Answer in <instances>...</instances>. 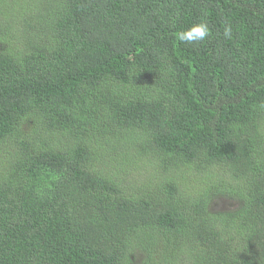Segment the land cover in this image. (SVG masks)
I'll return each instance as SVG.
<instances>
[{
	"label": "trees",
	"instance_id": "obj_1",
	"mask_svg": "<svg viewBox=\"0 0 264 264\" xmlns=\"http://www.w3.org/2000/svg\"><path fill=\"white\" fill-rule=\"evenodd\" d=\"M142 257L264 264V0H0V264Z\"/></svg>",
	"mask_w": 264,
	"mask_h": 264
},
{
	"label": "clouds",
	"instance_id": "obj_2",
	"mask_svg": "<svg viewBox=\"0 0 264 264\" xmlns=\"http://www.w3.org/2000/svg\"><path fill=\"white\" fill-rule=\"evenodd\" d=\"M209 36V28L207 23L201 22L192 25L189 29L181 31L178 33V39L181 43L194 45L198 44ZM231 36V27L227 26L224 30V37L230 38Z\"/></svg>",
	"mask_w": 264,
	"mask_h": 264
},
{
	"label": "rangeland",
	"instance_id": "obj_3",
	"mask_svg": "<svg viewBox=\"0 0 264 264\" xmlns=\"http://www.w3.org/2000/svg\"><path fill=\"white\" fill-rule=\"evenodd\" d=\"M138 261L140 262L139 264H153V261H147L145 257H142L141 260Z\"/></svg>",
	"mask_w": 264,
	"mask_h": 264
}]
</instances>
